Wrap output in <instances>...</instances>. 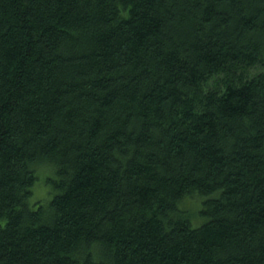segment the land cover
Listing matches in <instances>:
<instances>
[{
    "label": "trees",
    "instance_id": "trees-1",
    "mask_svg": "<svg viewBox=\"0 0 264 264\" xmlns=\"http://www.w3.org/2000/svg\"><path fill=\"white\" fill-rule=\"evenodd\" d=\"M0 264H264V0H0Z\"/></svg>",
    "mask_w": 264,
    "mask_h": 264
},
{
    "label": "rangeland",
    "instance_id": "rangeland-1",
    "mask_svg": "<svg viewBox=\"0 0 264 264\" xmlns=\"http://www.w3.org/2000/svg\"><path fill=\"white\" fill-rule=\"evenodd\" d=\"M40 188H43L42 186H38L37 192L35 193V196L33 197V200L36 198H43L44 200L49 199L51 197V195H49L48 190L44 191L43 189L40 190ZM39 195V196H38ZM199 203V204H198ZM185 206H188L187 208L189 209V211H193V212H198L201 209V205H200V201H195L192 200L188 201V204H186Z\"/></svg>",
    "mask_w": 264,
    "mask_h": 264
}]
</instances>
